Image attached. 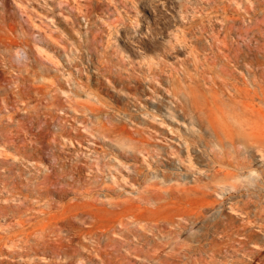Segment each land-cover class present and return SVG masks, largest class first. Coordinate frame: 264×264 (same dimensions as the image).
Segmentation results:
<instances>
[{
    "label": "rangeland",
    "instance_id": "obj_1",
    "mask_svg": "<svg viewBox=\"0 0 264 264\" xmlns=\"http://www.w3.org/2000/svg\"><path fill=\"white\" fill-rule=\"evenodd\" d=\"M0 264H264V0H0Z\"/></svg>",
    "mask_w": 264,
    "mask_h": 264
},
{
    "label": "bare ground",
    "instance_id": "obj_2",
    "mask_svg": "<svg viewBox=\"0 0 264 264\" xmlns=\"http://www.w3.org/2000/svg\"><path fill=\"white\" fill-rule=\"evenodd\" d=\"M249 107V106H248ZM104 131V134L105 135H107V136H111L115 131H113V130H111V129H106L105 128V126H102L101 127V132H103ZM130 134V133H129ZM128 134V136H124L128 141H130L132 144H134V146L136 147V150H139V151H147L146 150V147L144 146V143L141 141V140H139V139H136V138H134V137H132L131 135H129ZM123 139V138H122ZM171 146V145H170ZM147 153H149V151H147ZM172 156H176L177 158L179 157L178 155H179V151H177V150H175L174 152H171L170 153ZM196 176V175H195ZM199 180V179H198ZM197 180V181H198ZM180 181V180H179ZM185 181V180H184ZM208 181V180H207ZM194 183V182H193ZM185 184V183H184ZM186 185V184H185ZM202 185V184H201ZM192 188V187H191ZM194 188V187H193ZM214 187H212L211 186V182H206V183H204V185L201 187V188H199V189H197V188H194V189H188V188H179V187H174V186H171V187H169L165 192H167V193H169L170 195H175L176 193H199V191L200 190H205V189H213ZM161 188H157V186L156 185H154V186H151V188H149L148 190H146V192H148L149 194H153V195H157V194H159V193H161ZM214 190V189H213ZM217 190V189H216ZM215 190V191H216ZM214 192V191H213ZM203 193H205L204 191H203ZM210 195H212V194H210ZM198 213H199V211H198ZM167 250V249H166Z\"/></svg>",
    "mask_w": 264,
    "mask_h": 264
}]
</instances>
